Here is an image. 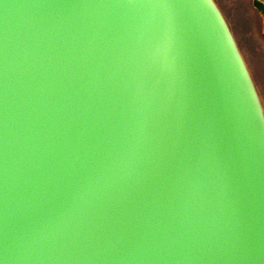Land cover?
Returning a JSON list of instances; mask_svg holds the SVG:
<instances>
[{
    "label": "water",
    "instance_id": "1",
    "mask_svg": "<svg viewBox=\"0 0 264 264\" xmlns=\"http://www.w3.org/2000/svg\"><path fill=\"white\" fill-rule=\"evenodd\" d=\"M0 264H264V109L215 0H0Z\"/></svg>",
    "mask_w": 264,
    "mask_h": 264
},
{
    "label": "rangeland",
    "instance_id": "2",
    "mask_svg": "<svg viewBox=\"0 0 264 264\" xmlns=\"http://www.w3.org/2000/svg\"><path fill=\"white\" fill-rule=\"evenodd\" d=\"M223 8L230 17V28L235 33V39L239 50L252 76L264 109V31L261 28L262 20L256 12L251 16L244 7L222 1ZM231 9L241 10L238 15L242 18L236 21ZM233 14V15H232Z\"/></svg>",
    "mask_w": 264,
    "mask_h": 264
},
{
    "label": "crops",
    "instance_id": "3",
    "mask_svg": "<svg viewBox=\"0 0 264 264\" xmlns=\"http://www.w3.org/2000/svg\"><path fill=\"white\" fill-rule=\"evenodd\" d=\"M222 1L224 2H228L230 4H236L237 6L239 5V8L240 7H244V11H246L248 14H250L251 16L253 15V12H256L258 14V16L261 18L262 20V25H261V28L262 30L264 31L263 29V18L261 17V15L258 13V11L253 7V0H215V2L217 3L218 7L220 8L222 14L224 15L227 23L229 24V26L231 25L229 20H230V15H228V12L223 8L222 6ZM264 1V0H262ZM241 9V8H240ZM242 10V9H241ZM241 10H235V9H231V11L234 13L233 15V18L236 20V21H240L242 20V18L238 15V12H241ZM231 27V26H230ZM232 29V28H231ZM233 35H234V38H235V33L233 30H231ZM236 40V39H235Z\"/></svg>",
    "mask_w": 264,
    "mask_h": 264
}]
</instances>
